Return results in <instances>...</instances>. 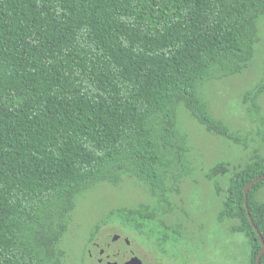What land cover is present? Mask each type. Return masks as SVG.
I'll return each instance as SVG.
<instances>
[{
	"label": "trees",
	"instance_id": "16d2710c",
	"mask_svg": "<svg viewBox=\"0 0 264 264\" xmlns=\"http://www.w3.org/2000/svg\"><path fill=\"white\" fill-rule=\"evenodd\" d=\"M262 17L264 0H0V264H64L75 200L101 182L130 177L170 210L191 172L179 112L235 139L200 86L249 66ZM263 91L264 60L245 93L254 108ZM229 165L207 172L220 196L214 217L246 236L248 264H257L244 188L264 173V154ZM224 176L222 190L214 180ZM247 207L264 240V177ZM151 211L139 204L108 217L160 244L178 241Z\"/></svg>",
	"mask_w": 264,
	"mask_h": 264
},
{
	"label": "rangeland",
	"instance_id": "374dc122",
	"mask_svg": "<svg viewBox=\"0 0 264 264\" xmlns=\"http://www.w3.org/2000/svg\"><path fill=\"white\" fill-rule=\"evenodd\" d=\"M258 27L259 41L249 66L239 74L205 81L200 86L211 115L223 120L235 139L206 131L188 111L181 109L179 124L188 134L191 172L181 179L180 191L172 194L170 210L151 197L146 185L130 177L117 185L95 184L75 200L67 231L60 241L64 264H100L96 257L90 256L91 249H95L93 245L101 242L107 250L104 256L112 258V242L118 237L128 239L133 256L142 264H248L246 236L231 232V221L215 220L220 196L215 195L207 172L221 160L228 161L232 171L254 150L264 154V91L258 98V108L245 95L263 74L264 17L259 19ZM226 181L227 176L214 180L222 190ZM139 204L148 205L157 221L175 229L177 233L172 231L171 235L178 234V241L160 244L155 238L139 235L109 220L112 210ZM98 223L101 225L93 236Z\"/></svg>",
	"mask_w": 264,
	"mask_h": 264
},
{
	"label": "water",
	"instance_id": "95a60500",
	"mask_svg": "<svg viewBox=\"0 0 264 264\" xmlns=\"http://www.w3.org/2000/svg\"><path fill=\"white\" fill-rule=\"evenodd\" d=\"M263 177H264V173L257 176L256 178L252 179L244 188V195H245L244 204L246 207L247 215H248V218H249L254 230L258 234L259 240H260L261 245H262V247H261V249H260V251L256 257L257 264H259L261 254L264 250V240H263V237L261 236V234L259 233L257 227L253 223L251 215L248 211L247 192H248L249 188L256 181L260 180ZM101 245H102L101 242H99V241L95 242V244L93 245V248H95V249L94 250L91 249V252H90V256L96 257L97 260L100 262V264H142L138 258L133 256L132 250H131L130 245H129V241L126 237H118L115 240V245H116L119 253H118V255H116L112 258L111 257L106 258L105 256H103L102 252L104 251V249H103V247H101ZM94 251H95V253H94Z\"/></svg>",
	"mask_w": 264,
	"mask_h": 264
},
{
	"label": "flooded vegetation",
	"instance_id": "af4514ba",
	"mask_svg": "<svg viewBox=\"0 0 264 264\" xmlns=\"http://www.w3.org/2000/svg\"><path fill=\"white\" fill-rule=\"evenodd\" d=\"M112 243H113V247H114V249H113V251H112V253H111L110 255H113V257H114V256L118 255L119 251H118V249H117V247H116V245H115V240H114ZM101 244H102V243H101ZM101 246H102L103 249H104V251L102 252V254H103V256H104V253L107 252V250H106L105 246H103V244H102ZM109 257H110V256H109Z\"/></svg>",
	"mask_w": 264,
	"mask_h": 264
}]
</instances>
